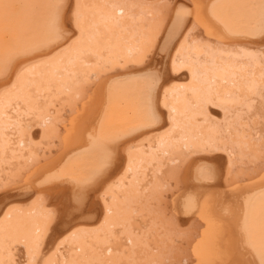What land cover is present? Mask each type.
<instances>
[{
    "label": "bare ground",
    "instance_id": "bare-ground-1",
    "mask_svg": "<svg viewBox=\"0 0 264 264\" xmlns=\"http://www.w3.org/2000/svg\"><path fill=\"white\" fill-rule=\"evenodd\" d=\"M58 82L74 86L82 111L46 126L34 142L47 147L0 181V250L37 245L45 257L32 264H50L67 237L95 243L129 222V163L144 155L154 219L175 238L195 234L177 264H259L264 0H0V131Z\"/></svg>",
    "mask_w": 264,
    "mask_h": 264
},
{
    "label": "rangeland",
    "instance_id": "rangeland-1",
    "mask_svg": "<svg viewBox=\"0 0 264 264\" xmlns=\"http://www.w3.org/2000/svg\"><path fill=\"white\" fill-rule=\"evenodd\" d=\"M73 87L71 88L70 86L66 85L63 82H58V84H56V85H54L48 89H45V90H42V91L36 93L34 96H32L28 100L30 103L25 104L24 105L25 107L22 106L21 108H19L20 112L18 115H16L15 117L11 116L13 118V121H11L9 124H6L4 129H2V131H0V181L4 180V178H6L7 176H10V175L13 176V170L18 169L17 166H22V167L26 166V164H28V162L30 160V158H29L30 155L32 153H34V151H43V147L44 146L47 147V143H45V144L38 143L39 144L38 145L36 142H34L36 140L40 141V139H41V137L45 131L46 126L50 125L51 123H53L57 119L60 122H64V121L67 122V121H69L70 118H71L70 120H73V117H77L79 115V113L82 111V105L78 103L79 99L75 95V92H74L75 90H73ZM72 96H74V97L71 98ZM23 108H26V109H23ZM39 109H42V110H39ZM38 112H44V114L42 115L41 113H38ZM44 117H45V119H44ZM60 117H62V118H60ZM15 123H17V124H15ZM36 132H38V133H36ZM13 133H15V134H13ZM38 134L40 137H36ZM248 134H249V136H252L253 132L249 130ZM15 137H17V138H15ZM257 142L261 146L264 145L263 144L264 139L262 142H259L258 140H257ZM142 152L145 153V151H142ZM145 154L149 155L147 153H145ZM3 155H5V158L3 157ZM156 156H158V155H156ZM9 159H11V160H9ZM151 159H152V156H150V159H149L147 157H144V155H143L140 158L138 156V158H137V160H135V162L130 161L131 163H129L130 166L133 168V169L131 168L132 171H130L132 176L134 174L138 175L137 176V192H138L137 196H139V198H136L137 196L134 197L132 195V198L127 201L126 206H127V208L129 207V209H131V211H132V214H130V216H131L130 217L131 219L129 221L130 223L127 222V220L122 221V222L121 221L117 222L118 219L116 220V222L118 224L115 223L113 225H110V223H109V226L107 228H103L100 231H98L97 233L93 234L94 236L97 235L96 240H98L99 243H97L98 241L93 243L92 239H89L88 237L85 238L87 242H84V241L82 242V241H80L81 239H78V238L76 241V239L74 237H70V236L67 237L68 239L66 238L65 239L66 241H64L65 245L60 247V248L55 249V252H53L54 254H52L53 255L52 259L49 262L50 264H66V262H67V264H73V262H75V264H158V261L156 259H154V256L152 254L158 253L159 250L163 254L168 255L167 256L168 262H174L175 264H177V262L179 260V256L181 257L182 255H185L187 253V250L190 249L192 237L195 234H193L191 232L183 233V234H179L181 237L179 235H177L176 238L174 237V235L168 234V232L166 231V228H165V226H166L165 222L156 221L157 219H154V216L151 214L150 210H152V207H153L152 196H151V198L149 197L145 200H142L145 197V195L147 196V193L148 194L151 193V188L149 186H147V190H146L147 192L144 195H142L143 192L141 190V188H142L141 185L143 186V183L140 181V172L142 171V168L146 169L148 167L147 163H150L149 160H151ZM141 165H143L144 167ZM164 165H165V163H163L162 167ZM140 168H141V170H140ZM5 171H7V172H5ZM132 176H131V178H132ZM127 189H129V188L127 187ZM138 189H140L141 191ZM126 190L123 187L120 191L121 194H126ZM154 192L156 194V189L154 190ZM140 197H142V198H140ZM140 203H141L140 206H142V203H143V205L145 204V207L143 209H141L139 207ZM147 204H149L148 206L150 209L147 207ZM136 205H138V206H136ZM137 208H139L141 212L138 213ZM148 210H149V212H148ZM135 217H137V218L135 219ZM139 217H147L148 218L147 220L149 221V222L148 221L143 222L142 228H139L136 225V224H138L137 222H138ZM150 221H152V222H150ZM149 223H150V225H149ZM119 224H121V225H119ZM154 224H155V226H154ZM131 225H133V226H131ZM161 229L163 230V232ZM110 231H111V233H109ZM105 233H106V237H105ZM121 235L123 237H121ZM164 237H166V238H164ZM71 238H72V240H70ZM149 239H151L152 241H156V240L157 241L152 243L149 241ZM193 240H196V239L194 238ZM78 244H79V247H78ZM135 244H137L136 246H138V247H136ZM36 246L37 245L33 246V245L26 244V243H23V244L22 243H11L10 241H7V247L6 248L3 247L0 250V264H30L29 262H31V264H32V260L37 261L38 258L40 259L44 256V252L43 251L40 252L38 250L40 248V246H37V247ZM98 246H100V247H98ZM86 248H87V250H86ZM40 249H44V247H42ZM40 254H41V256H40ZM65 256H67V257H65Z\"/></svg>",
    "mask_w": 264,
    "mask_h": 264
},
{
    "label": "snow or ice",
    "instance_id": "snow-or-ice-1",
    "mask_svg": "<svg viewBox=\"0 0 264 264\" xmlns=\"http://www.w3.org/2000/svg\"><path fill=\"white\" fill-rule=\"evenodd\" d=\"M61 8H63V5H61ZM61 19L62 18L59 15L56 18V28H57L58 31H63L62 26H61ZM80 31H83V28L82 27L80 28ZM71 39H72V35L71 34L66 35L64 37V39H63V42L64 43H67V41L68 40H71ZM57 47H59V45H57ZM52 52H53V54H55V49H52ZM39 54L46 55V53H39ZM108 213L111 214V208L110 207L108 208ZM66 264H67V262H66ZM73 264H75V262H73ZM259 264H264V254H262L260 256Z\"/></svg>",
    "mask_w": 264,
    "mask_h": 264
}]
</instances>
